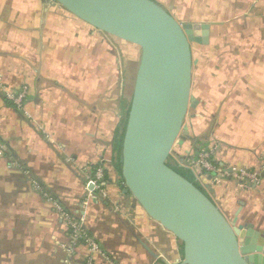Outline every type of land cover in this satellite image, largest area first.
<instances>
[{"label":"crops","instance_id":"crops-1","mask_svg":"<svg viewBox=\"0 0 264 264\" xmlns=\"http://www.w3.org/2000/svg\"><path fill=\"white\" fill-rule=\"evenodd\" d=\"M154 1L179 22L209 24L208 42L190 45L195 104L172 158L206 148L229 173L258 174L250 185L196 179L228 220L252 225L264 254V0ZM139 56L54 0H0V264H82L55 203L84 216L100 245L94 264L180 263V241L125 192L112 148ZM24 86L20 108L6 93ZM97 166L105 183L91 195Z\"/></svg>","mask_w":264,"mask_h":264},{"label":"water","instance_id":"water-1","mask_svg":"<svg viewBox=\"0 0 264 264\" xmlns=\"http://www.w3.org/2000/svg\"><path fill=\"white\" fill-rule=\"evenodd\" d=\"M54 1L140 48L119 174L125 192L180 241L179 264H264L252 225L228 220L207 192L167 164L187 138L184 118L195 104L190 45L208 42L209 24L179 22L154 0Z\"/></svg>","mask_w":264,"mask_h":264},{"label":"built area","instance_id":"built-area-1","mask_svg":"<svg viewBox=\"0 0 264 264\" xmlns=\"http://www.w3.org/2000/svg\"><path fill=\"white\" fill-rule=\"evenodd\" d=\"M27 90L24 86L21 90L16 93H6V97L17 107H22V103L26 98ZM184 162V161H183ZM189 168L195 176H207L214 174V178L219 179L223 177H229L230 174L241 182L247 184H256L258 181V174L251 171L248 168H241L237 172L229 173L227 168L220 166L214 160L211 150L202 149L195 154L194 157L180 163ZM105 181V171L103 166H97L94 169L90 182L93 189L96 192L103 190ZM86 203V200L83 201ZM55 207L59 211V214L63 216L65 223L68 228V240L65 244V249L69 256H72L73 251L83 246L85 248V255L82 264H94L95 254L100 250L99 242L87 231L84 225V216H78L74 218L71 216L60 204L55 203ZM67 264H70L67 262Z\"/></svg>","mask_w":264,"mask_h":264},{"label":"trees","instance_id":"trees-1","mask_svg":"<svg viewBox=\"0 0 264 264\" xmlns=\"http://www.w3.org/2000/svg\"><path fill=\"white\" fill-rule=\"evenodd\" d=\"M128 105L127 104L125 105L124 112H123V120H122V124H121V129H119L117 131V134H116L115 139L113 141V147H112L113 148V152L115 154V163H116V168H117L118 172L120 171V168H119V165H120L119 164L120 144H121L123 129H124L125 121H126ZM182 163H184V162H182ZM167 164L170 167H172L174 170H176L178 173L183 175L185 178H187L188 180L193 182L198 188H200L201 190L205 191L204 188L202 187V185L200 184V182L196 179L195 174L189 168H187L183 164H180L178 161L174 160L171 156L168 157Z\"/></svg>","mask_w":264,"mask_h":264},{"label":"rangeland","instance_id":"rangeland-1","mask_svg":"<svg viewBox=\"0 0 264 264\" xmlns=\"http://www.w3.org/2000/svg\"><path fill=\"white\" fill-rule=\"evenodd\" d=\"M193 44V43H192ZM193 46H194V48H196V45L195 44H193ZM196 51L194 50V53H195ZM130 89H132V87L130 88ZM171 157H173L174 155L171 153V155H170Z\"/></svg>","mask_w":264,"mask_h":264},{"label":"flooded vegetation","instance_id":"flooded-vegetation-1","mask_svg":"<svg viewBox=\"0 0 264 264\" xmlns=\"http://www.w3.org/2000/svg\"><path fill=\"white\" fill-rule=\"evenodd\" d=\"M194 157V156H193Z\"/></svg>","mask_w":264,"mask_h":264}]
</instances>
